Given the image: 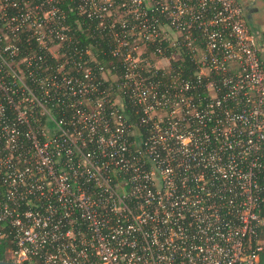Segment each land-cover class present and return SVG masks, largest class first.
Returning <instances> with one entry per match:
<instances>
[{"label":"built area","instance_id":"2783aa9c","mask_svg":"<svg viewBox=\"0 0 264 264\" xmlns=\"http://www.w3.org/2000/svg\"><path fill=\"white\" fill-rule=\"evenodd\" d=\"M0 239L20 264H259L242 0H0Z\"/></svg>","mask_w":264,"mask_h":264},{"label":"flooded vegetation","instance_id":"af4514ba","mask_svg":"<svg viewBox=\"0 0 264 264\" xmlns=\"http://www.w3.org/2000/svg\"><path fill=\"white\" fill-rule=\"evenodd\" d=\"M244 5L247 20L258 33L259 37H264V28L259 27L260 15L259 9L256 6L257 0H242Z\"/></svg>","mask_w":264,"mask_h":264},{"label":"trees","instance_id":"16d2710c","mask_svg":"<svg viewBox=\"0 0 264 264\" xmlns=\"http://www.w3.org/2000/svg\"><path fill=\"white\" fill-rule=\"evenodd\" d=\"M62 9H65L66 11H68V6L64 4L62 6ZM72 19H74V18L72 17ZM83 42H85V40ZM96 50H94V53L96 52ZM100 58H101L100 59L101 62H108V59H109V58H105V57H100ZM127 110H128V112H132V110L130 108H127ZM12 248H14V246H13V243L11 242L10 239H0V260L8 259L7 253ZM259 264H264V254L261 257V261Z\"/></svg>","mask_w":264,"mask_h":264},{"label":"rangeland","instance_id":"374dc122","mask_svg":"<svg viewBox=\"0 0 264 264\" xmlns=\"http://www.w3.org/2000/svg\"><path fill=\"white\" fill-rule=\"evenodd\" d=\"M256 6L259 9V15H260V20H259V27L264 28V0H257Z\"/></svg>","mask_w":264,"mask_h":264},{"label":"water","instance_id":"95a60500","mask_svg":"<svg viewBox=\"0 0 264 264\" xmlns=\"http://www.w3.org/2000/svg\"><path fill=\"white\" fill-rule=\"evenodd\" d=\"M0 264H20L15 261H10L8 259L0 260Z\"/></svg>","mask_w":264,"mask_h":264}]
</instances>
